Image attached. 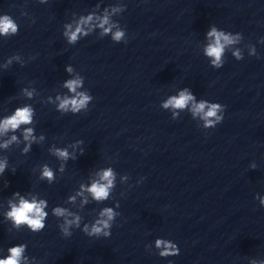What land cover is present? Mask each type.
Wrapping results in <instances>:
<instances>
[{
  "label": "clouds",
  "instance_id": "obj_1",
  "mask_svg": "<svg viewBox=\"0 0 264 264\" xmlns=\"http://www.w3.org/2000/svg\"><path fill=\"white\" fill-rule=\"evenodd\" d=\"M92 18L89 16L86 19H82L80 24L74 30H71V25H68L69 30L65 31L64 35L67 37L69 43H76L80 36L87 35L84 32L82 25L88 24ZM108 24L107 18H105L100 27L103 28L105 34L111 33L112 39L119 42L124 39L125 32L122 30H116L112 32V26L104 27ZM18 32L17 23L7 14L0 16V35H10L16 34ZM207 37L209 43L204 49V53L207 57L211 58V64L219 69L223 66L224 61L222 57L225 52V48L229 45L237 43L240 36L237 34L235 36L226 33L222 30H218L215 26L211 27L207 32ZM254 54V50H253ZM233 55L239 60L241 59L240 53L234 52ZM69 73L72 72V68L68 67L66 69ZM69 92L73 93L71 97L65 96L63 98L57 97L60 101L58 108L61 111H71L73 113L79 112L81 109L86 108L88 103L91 101L92 97L86 92H78L77 89L83 86L82 78L77 77L76 79H70L65 82L64 85ZM31 96V93H28ZM191 104L190 111L193 117L199 116L204 123L205 128H214L217 124L223 120L224 107L219 103L209 102L207 100H201L196 102L195 96L187 89L184 88L178 94V96L170 97L164 104L165 109L171 107L173 109L183 110ZM32 109L28 106L19 108L15 113L5 119L0 121V133L7 132L8 130H16L21 124H30L32 122ZM174 117L176 113L173 114ZM33 130L28 128L25 130L24 139L26 141L35 140L32 135ZM12 141L16 140L13 136ZM43 139V137H41ZM9 141L4 144H0V147H7ZM30 148V143L25 147V151ZM55 155L61 159L67 160L69 158V153L67 150L56 149ZM7 166V161L0 162V175L3 174ZM253 168L256 167L255 164L252 165ZM42 176L51 180L53 178V172L50 168L45 165L43 168ZM115 180V174L112 169H106L100 173V178L98 181H94L91 186L87 189L91 193L92 197L96 201H103L109 197L110 189L113 187ZM14 196H19L18 203H10V211L7 212L6 216L10 219L14 226L19 227L21 225H26L32 232H40L45 228V221L48 213L45 211L47 207V202L45 200H27L20 196L19 193H14ZM74 199V197L70 198ZM86 202V201H85ZM260 202L264 205V198H260ZM53 215L56 217H66L71 216L72 213L67 212L66 209L61 207H56L53 209ZM100 218L95 221L91 226L89 231V226L86 224L83 231L87 233L88 236L109 237L111 235L110 229L112 227V222L118 215L111 207H105L100 212ZM80 217L76 216L74 219H65V226L63 231L65 235H70L68 229L73 224L79 227ZM27 245L18 244L11 246L8 249V255L0 259V264H26L27 258L24 256V252ZM156 247L161 248L159 255L161 257L175 256L179 254V249L177 245L163 240L157 239Z\"/></svg>",
  "mask_w": 264,
  "mask_h": 264
}]
</instances>
